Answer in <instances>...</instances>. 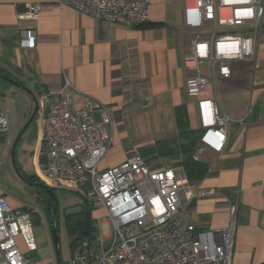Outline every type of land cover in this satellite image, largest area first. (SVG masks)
Here are the masks:
<instances>
[{"label": "crops", "instance_id": "crops-1", "mask_svg": "<svg viewBox=\"0 0 264 264\" xmlns=\"http://www.w3.org/2000/svg\"><path fill=\"white\" fill-rule=\"evenodd\" d=\"M27 4L42 5L35 23L18 19ZM190 6L186 0H152L147 24L158 26L143 29L96 20L60 5V0H0V74L23 86L0 77V113L9 117L8 130L0 134V161L9 156L16 135L32 117L35 98L60 92L69 82L75 91L65 92L77 104L90 97L109 110V151L101 169L135 154L149 164L181 168V157L160 158L149 149L177 140L179 106L186 107L190 129L203 132L199 99L186 91L188 80L198 73L187 67L186 59L193 55L196 41L211 38L214 25L187 26L185 11ZM27 26L36 30L34 49L20 46L21 30ZM230 68L229 78L208 63L199 68L211 80L204 98L215 101L232 122L225 151L208 150L203 156L209 166L206 178L196 183L187 179L193 189L215 190L218 195L185 201V217L200 230L221 231L230 225V203L237 202L232 264H264V17L255 57L233 61ZM94 119L101 122V113ZM34 121L41 135L39 114ZM93 217L100 219L96 212Z\"/></svg>", "mask_w": 264, "mask_h": 264}, {"label": "built area", "instance_id": "built-area-1", "mask_svg": "<svg viewBox=\"0 0 264 264\" xmlns=\"http://www.w3.org/2000/svg\"><path fill=\"white\" fill-rule=\"evenodd\" d=\"M185 22L192 29L214 25L210 39L196 41L187 67L198 75L187 82V95L199 99L203 134L194 159L206 151L222 154L232 119L215 101L204 98L211 80L199 71L208 63L223 78L230 63L253 59L263 25L264 0H186ZM152 0H60L96 20L130 27L147 24ZM41 4H27L18 13L22 22L35 23ZM242 28L222 33L219 29ZM33 26L20 33V46L36 48ZM39 99L41 148L36 153L41 183L55 191L75 192L82 201L102 206L107 218L97 220L95 240H84L73 252L72 264H232L238 204L230 203V225L221 231L200 230L185 217V201L216 196L188 185L183 168L154 162L135 154L122 164L101 169L108 154V108L85 97L77 104L66 89ZM100 112L102 121L94 114ZM9 128L8 114L0 113V134ZM31 213L13 207L0 195V264H40L29 255L38 252ZM21 241V243L19 242ZM23 246V247H22Z\"/></svg>", "mask_w": 264, "mask_h": 264}, {"label": "rangeland", "instance_id": "rangeland-1", "mask_svg": "<svg viewBox=\"0 0 264 264\" xmlns=\"http://www.w3.org/2000/svg\"><path fill=\"white\" fill-rule=\"evenodd\" d=\"M24 127L25 125L23 128ZM22 129L16 135L15 140ZM199 132H201L200 135L202 136L203 132ZM39 140V128L36 121H33L20 139L14 157L11 149L9 156L0 161V191L6 195L10 204L12 203L17 209L31 213L33 223L32 230L38 249V257H36V260L40 261V264H57L51 231V217L50 215L48 216L47 213L49 193L45 189L39 187L38 184L26 180L37 177L40 171L35 159V153L39 149ZM200 161H203V158ZM54 194L60 205L58 233L60 239L61 262L62 264H72L73 253L70 248L71 239L68 237L65 230L64 215L67 210L75 208L77 205L82 204L83 201L80 195L75 192L55 191ZM50 203L51 205L54 204L52 201H50L49 204ZM93 205L96 209L95 212L97 216L100 218H107V212L102 206ZM50 208H52V206H50L49 209ZM107 220L108 223H110L109 218H107ZM19 242L21 243L20 240ZM77 264L80 263L78 262Z\"/></svg>", "mask_w": 264, "mask_h": 264}, {"label": "trees", "instance_id": "trees-1", "mask_svg": "<svg viewBox=\"0 0 264 264\" xmlns=\"http://www.w3.org/2000/svg\"><path fill=\"white\" fill-rule=\"evenodd\" d=\"M156 26L158 25L144 24L138 27L150 29L155 28ZM3 76L10 79L6 75ZM12 81L20 84L15 80ZM175 118L178 130L177 140L159 142L155 145V147L149 149V152H152V154H157V157L160 158L181 157V161L178 163V166L183 168L187 179L193 183L201 182L206 178L209 171V166L207 163L204 161H196L194 159V153L200 145L201 132L190 129L188 114L185 106H179L175 109ZM182 140H193L194 142L182 144ZM26 180L38 185L41 183L38 176ZM52 191L55 192V190ZM50 201L51 200L49 199L47 202V213L48 216L50 215V217H52L55 205H51V203L49 204ZM50 206H52V208L49 209ZM80 207L83 208L81 212L73 215H67L65 221V230L68 237L71 239L70 248L72 253L84 240L90 239L91 241H94L95 234L97 233V220L93 217V213L96 210L94 205L84 201Z\"/></svg>", "mask_w": 264, "mask_h": 264}, {"label": "water", "instance_id": "water-1", "mask_svg": "<svg viewBox=\"0 0 264 264\" xmlns=\"http://www.w3.org/2000/svg\"><path fill=\"white\" fill-rule=\"evenodd\" d=\"M0 77L4 80H7L13 84H16L20 87V84L6 78L5 76L0 74ZM39 111V102L38 100L35 98V111L32 115V117L30 118V120L27 122L26 126L22 129V131L20 132L19 136L17 137V139L14 142L13 148H12V155L14 157V153L16 150V147L20 141V139L22 138L23 134L25 133L26 129L32 124V122L35 120L37 114ZM194 141H186V140H182V144H188V143H193ZM39 187L45 189L49 194L55 196L54 192L52 191V189L48 188L45 184L40 183L38 185ZM58 202H56L55 208L53 210V214L51 217V231H52V235H53V243H54V249H55V256H56V260H57V264H62L61 262V252H60V239H59V233H58V225H57V214H58ZM83 210L82 207H77V208H72L68 211V215H73L76 214L78 212H81ZM38 257V252H33L32 254L29 255L30 259L36 258Z\"/></svg>", "mask_w": 264, "mask_h": 264}, {"label": "flooded vegetation", "instance_id": "flooded-vegetation-1", "mask_svg": "<svg viewBox=\"0 0 264 264\" xmlns=\"http://www.w3.org/2000/svg\"><path fill=\"white\" fill-rule=\"evenodd\" d=\"M52 202H54V205H56V202H58V199L56 198V196H53L51 194H49V197H48ZM58 205H59V202H58ZM81 204L77 205L75 208L77 207H80ZM60 205L58 206V214H57V220H58V216H59V213H60ZM68 211L66 212V214L64 215V221H66V216L68 215Z\"/></svg>", "mask_w": 264, "mask_h": 264}]
</instances>
